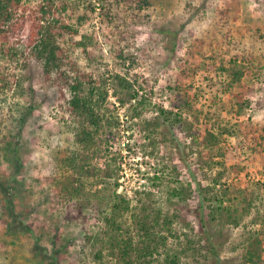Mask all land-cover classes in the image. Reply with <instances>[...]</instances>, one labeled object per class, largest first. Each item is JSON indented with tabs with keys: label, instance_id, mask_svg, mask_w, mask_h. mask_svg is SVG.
<instances>
[{
	"label": "rangeland",
	"instance_id": "1",
	"mask_svg": "<svg viewBox=\"0 0 264 264\" xmlns=\"http://www.w3.org/2000/svg\"><path fill=\"white\" fill-rule=\"evenodd\" d=\"M64 1L61 69L29 42L43 0L0 45V264H264V0ZM60 72L107 92L89 145Z\"/></svg>",
	"mask_w": 264,
	"mask_h": 264
},
{
	"label": "trees",
	"instance_id": "2",
	"mask_svg": "<svg viewBox=\"0 0 264 264\" xmlns=\"http://www.w3.org/2000/svg\"><path fill=\"white\" fill-rule=\"evenodd\" d=\"M42 4L39 6V13L42 16H39L37 19L32 21L29 31V42L34 44L35 50L34 54L38 56L39 59H46L45 62V71L50 72L52 69L57 68L61 69L62 64L64 63L63 58L59 55V53H63L64 50L60 46H56L55 42L61 40L65 35H74L79 34V32L74 29L71 25L67 24L64 20L65 11L71 7V3L64 0H43ZM233 4L228 8L232 12L238 11L237 6H239L238 0H230ZM25 7L24 0H0V45L4 46L5 43L9 42L10 35L17 31L19 25L26 31L27 20L21 17L18 18V14L21 9ZM26 8H24L25 10ZM226 10V13H229L230 16L232 12ZM80 19V17H79ZM81 23H86L87 19L85 16L80 20ZM22 22V23H21ZM20 27V28H21ZM70 33V34H69ZM84 40L78 42L76 44L79 47L83 48V52L86 53L91 60L96 59V49H98L96 44L91 42H87ZM16 55V54H15ZM95 58V59H94ZM47 72V73H48ZM64 72H60L59 74L63 75ZM63 80L66 81L74 92L75 96L71 101V104L76 107V109H80V115L84 117L86 123L90 128L83 129L80 134V143L89 145L92 143V140L95 137V134L98 133L103 128V120L104 116L99 114L102 111V106L107 101V92H104L101 88H99L96 84L89 89V92L84 96H79V92L84 91L85 85L87 83H93V79L89 78V74L80 73L75 77L69 79L67 76L63 75ZM73 82V84H72ZM33 93H36L35 90L32 89ZM36 110L33 105H30L26 112L20 118V126L19 131H23L25 125L28 123V119L32 115V113ZM15 154V155H14ZM13 156L17 155L15 152ZM2 184H0V188ZM117 184L116 187H118ZM117 191V192H116ZM116 194L112 199L113 206L111 211L110 220L107 221L112 224H117V220L122 217V215L129 211L130 202L127 200L125 196L120 194L118 190H115ZM5 195L11 196L10 192L5 190ZM11 199V197H9ZM10 217L15 220V211L14 209H10L9 211ZM199 221L201 225H206V219L204 214H199ZM120 225L117 226L120 229ZM28 229V228H27ZM30 230V228H29ZM148 234L150 232L146 230ZM126 249V248H125ZM124 251V254H126ZM214 249V245H213ZM215 253V251H214ZM213 253V255H214Z\"/></svg>",
	"mask_w": 264,
	"mask_h": 264
}]
</instances>
